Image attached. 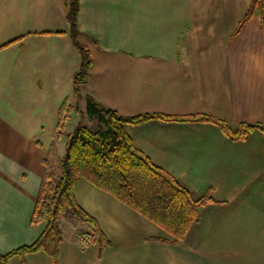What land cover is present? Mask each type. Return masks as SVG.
Masks as SVG:
<instances>
[{
  "label": "crops",
  "instance_id": "1",
  "mask_svg": "<svg viewBox=\"0 0 264 264\" xmlns=\"http://www.w3.org/2000/svg\"><path fill=\"white\" fill-rule=\"evenodd\" d=\"M252 1L80 0L79 42L91 58L85 98L128 118L205 115L260 129L234 142L205 122L125 125L154 166L213 202L176 243L79 180L74 199L110 246L82 248V227L63 218L56 264H264V20L254 13L234 35ZM79 65L64 0H0V255L44 230L32 216L46 173L64 156L57 117ZM6 264L54 262L40 252Z\"/></svg>",
  "mask_w": 264,
  "mask_h": 264
},
{
  "label": "trees",
  "instance_id": "2",
  "mask_svg": "<svg viewBox=\"0 0 264 264\" xmlns=\"http://www.w3.org/2000/svg\"><path fill=\"white\" fill-rule=\"evenodd\" d=\"M65 1V19L68 37L77 50L80 65L73 77L72 95H79L85 83L91 58L88 49L80 44L78 16L80 0ZM257 13L264 20V0H253L239 23L234 35ZM85 113L96 122L91 130L79 122L72 133L66 134L64 156L59 164V175L48 171L37 199L33 224H44L40 236L29 246H22L5 255H0V264H6L13 256L44 253L56 264L59 250L64 242L60 221L75 219L85 225L78 234L82 248L94 245L99 254L110 246V242L97 223L76 203L73 188L79 180H85L99 190L144 217L167 233L173 242L179 243L197 221L199 210L212 203L209 195L195 197L190 190L170 174L154 166L139 152L124 131L125 125L138 126L150 120L163 122L211 123L234 142L244 141L249 134L260 129L258 125L240 124L235 128L224 121L205 115L172 118L156 114H144L128 118L106 109L91 97H86ZM74 110L68 99L61 104L56 124V135L62 136ZM155 240V239H153Z\"/></svg>",
  "mask_w": 264,
  "mask_h": 264
},
{
  "label": "rangeland",
  "instance_id": "3",
  "mask_svg": "<svg viewBox=\"0 0 264 264\" xmlns=\"http://www.w3.org/2000/svg\"><path fill=\"white\" fill-rule=\"evenodd\" d=\"M70 101H71L70 104L72 105L74 112L71 115L72 119L70 121L71 123L69 122L70 123L69 129H67L64 134H67V132H69V131H71L70 133H72V131L75 129L76 125L79 122L81 123L82 126H85L91 130L92 129L94 130L96 127V122L94 120H90L86 116V113H85L86 101H85V96L82 94V92L80 91L79 95H77V96L72 95L70 97ZM52 170L55 172V174L59 175V166L53 167ZM64 221H65V224H67V226H69L71 224L69 227H74V228L76 227L75 231H78L80 229L79 226H81L82 228L85 227V225L79 223L75 219H73V221H72V219H64ZM72 222H74V223H72ZM74 224H76V226H74Z\"/></svg>",
  "mask_w": 264,
  "mask_h": 264
}]
</instances>
